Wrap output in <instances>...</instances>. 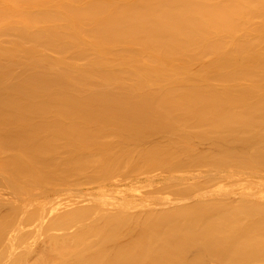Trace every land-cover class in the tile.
I'll return each instance as SVG.
<instances>
[{
    "label": "bare ground",
    "instance_id": "6f19581e",
    "mask_svg": "<svg viewBox=\"0 0 264 264\" xmlns=\"http://www.w3.org/2000/svg\"><path fill=\"white\" fill-rule=\"evenodd\" d=\"M191 164L264 177V0H0V264L260 262L247 186L185 219L104 201Z\"/></svg>",
    "mask_w": 264,
    "mask_h": 264
},
{
    "label": "rangeland",
    "instance_id": "374dc122",
    "mask_svg": "<svg viewBox=\"0 0 264 264\" xmlns=\"http://www.w3.org/2000/svg\"><path fill=\"white\" fill-rule=\"evenodd\" d=\"M200 142H198L199 145ZM205 145V146H204ZM201 149H208L206 144L203 143L199 145ZM222 169V168H220ZM220 169H213L210 171H214V174H217L216 171H221ZM224 169V168H223ZM229 171L232 172L231 175H217L215 180L211 179V177H206L203 174L202 168L197 166L196 164H191L187 170L189 171L190 179L188 181L182 183L169 184L164 183V185L157 186L153 185L148 181L147 176H144V180L140 181L139 177L132 178L126 183L121 184L118 183L115 188H111L108 190L107 195L105 197L106 204L111 208H122L127 207L131 208L134 213H138L144 210H162L168 206L179 208L177 209L179 212V218L185 219L187 217L185 211L187 208L184 206L192 205V206H211L216 205L218 207L223 206L221 202L222 199L218 196H212L213 193H226L228 194L230 191L247 186L248 191H255L257 193H262L264 196V177L262 176H254L248 179V182L242 181L240 178L242 173H244V169L235 166L234 168H228ZM207 171V170H206ZM149 173L154 174L155 177H160V170L154 169ZM260 173V172H258ZM146 175V174H144ZM235 176V178H230ZM240 177V178H239ZM195 180V181H194ZM4 182L0 179V206L5 208H17L20 207L18 202L19 198L16 199V194L18 189L11 190L10 188L4 187ZM258 188V189H257ZM257 189V191H256ZM246 191V189H245ZM229 195L225 196L227 198ZM232 197V196H229ZM218 198V199H216ZM264 197L259 196L258 200H241L239 202L233 201L229 203L237 204L234 207L226 208L227 212H230L236 207L246 206L252 208V216L249 219L250 222L253 220L260 219L264 222ZM141 206L140 209L138 207ZM182 210V211H181ZM249 211V210H246ZM251 211V210H250ZM185 215V216H184ZM230 216V215H229ZM252 219V220H251ZM227 220H232L228 218ZM264 234V233H263ZM251 242L244 243V247L240 253H248L246 257H250L254 253V249H260V257L261 261L258 262V258L253 260L252 264H264V235H256L252 240L248 237ZM3 245V244H2ZM0 246V252L3 249V246ZM36 254H31L29 259L36 258ZM215 264H245V263H215Z\"/></svg>",
    "mask_w": 264,
    "mask_h": 264
}]
</instances>
